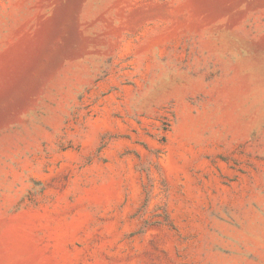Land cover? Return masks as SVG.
I'll use <instances>...</instances> for the list:
<instances>
[{"label":"rangeland","instance_id":"obj_1","mask_svg":"<svg viewBox=\"0 0 264 264\" xmlns=\"http://www.w3.org/2000/svg\"><path fill=\"white\" fill-rule=\"evenodd\" d=\"M0 264H264V0H0Z\"/></svg>","mask_w":264,"mask_h":264}]
</instances>
